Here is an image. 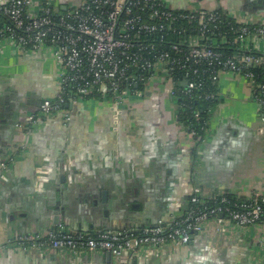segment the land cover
I'll use <instances>...</instances> for the list:
<instances>
[{"label":"crops","instance_id":"1","mask_svg":"<svg viewBox=\"0 0 264 264\" xmlns=\"http://www.w3.org/2000/svg\"><path fill=\"white\" fill-rule=\"evenodd\" d=\"M54 2L63 10L77 5V0ZM172 4L180 9H223L264 22V0H172ZM218 89L221 100L202 143L179 123L178 105L161 80L153 81L142 99H132L120 111L93 93L69 106V121L57 114L29 132L19 126L38 110L39 102L57 95L59 68L50 57H20L4 47L0 264H85L86 260L172 264L184 253L201 256L205 246L215 255L240 244L257 245L255 235L250 234V240L241 231L214 224L195 235L188 248L146 249L134 260L127 255L109 259L107 253L73 256L65 251L23 250L15 244L19 235L46 236L59 224L68 231L89 232L168 223L187 210L197 186L206 194L240 199L264 192V132L252 88L244 79L226 75ZM4 162L7 169L1 166Z\"/></svg>","mask_w":264,"mask_h":264},{"label":"built area","instance_id":"2","mask_svg":"<svg viewBox=\"0 0 264 264\" xmlns=\"http://www.w3.org/2000/svg\"><path fill=\"white\" fill-rule=\"evenodd\" d=\"M217 10L175 8L172 0H77L66 10L54 0H0V51L11 47L20 57H50L59 68L57 95L45 98L19 127L30 132L57 114L69 121V106L93 93L120 111L132 99L144 97L146 91L136 88L155 80L163 81L166 93L175 100L177 74L185 73V93L191 94L202 86L197 79L205 71L199 67L207 64L215 69L214 84L228 75L251 86L264 132V83H258L251 70L264 69V22L230 14L235 23L230 28L231 44L238 52L224 59L214 49L215 31L222 23ZM185 21L195 25L194 33L185 35ZM173 35L178 41L167 39ZM221 40L228 42L226 36ZM217 91L207 98L220 94ZM189 135L193 138L195 132ZM1 166L7 169L9 164ZM228 204L226 194H206L197 186L187 210L168 223L86 233L59 224L46 236L19 235L15 244L23 250L65 251L73 256H133L146 249L187 245L214 224L227 231L253 229L264 254V192H254L236 207Z\"/></svg>","mask_w":264,"mask_h":264},{"label":"trees","instance_id":"3","mask_svg":"<svg viewBox=\"0 0 264 264\" xmlns=\"http://www.w3.org/2000/svg\"><path fill=\"white\" fill-rule=\"evenodd\" d=\"M217 12L220 15V20L222 23L220 24L221 27H219V29L215 31L214 38L217 41L214 49L222 53L224 59H227L238 52V47H235V45L231 44L233 40V32L230 30V28L232 26H235V23L230 18L229 12L223 9H218ZM228 23H231V25L228 26ZM183 26H185L186 30H188L185 35H190L196 31V27L192 28L195 25L190 26L186 21L183 23ZM224 36L228 38L227 43H222L221 37ZM167 39L171 42L178 41L177 35L170 36ZM199 70L205 71L200 76V78L197 79V82L202 83V86L196 88V90L191 94L185 93L186 87L188 85L185 73L177 74L176 82L178 86L176 87L177 97L175 98V101L178 105L177 113L179 123L185 128L187 132H195L193 140L198 143H202L207 138L211 119L221 100V97L220 94H217L213 98H207L208 95H211L213 92H216L218 90V85L214 84L211 79L213 71L215 69L208 66L207 64H203L201 67H199ZM251 70L255 73L257 82L264 83V69L252 68ZM146 88L147 86L141 85L136 88V90L146 91ZM69 97L71 98V96ZM70 98L68 99L69 102ZM196 115L199 116V119ZM226 196L230 200V204H228L230 207H236V204H241L245 201V199L236 198L232 195Z\"/></svg>","mask_w":264,"mask_h":264},{"label":"flooded vegetation","instance_id":"4","mask_svg":"<svg viewBox=\"0 0 264 264\" xmlns=\"http://www.w3.org/2000/svg\"><path fill=\"white\" fill-rule=\"evenodd\" d=\"M146 225H152V224H146ZM193 241L194 239H192L187 245H183V246L167 247L162 250L160 249H147V250L163 251V250H173L178 248L183 249V248H188ZM246 245L248 244H244V245L240 244V249H238L237 246H235V248L233 249H228V250L224 249L223 252L221 251L219 253L217 252L215 255H210L211 253L207 251L208 246H205V248L202 251H200L201 256L191 255L190 257H187V255H185L184 253L179 256L180 259H177V261L172 264H264V254L262 253L259 246L256 245V243L255 244L251 243V245H248L247 247ZM250 246L252 247L251 249H249ZM134 257H137V255H133L131 258L133 259Z\"/></svg>","mask_w":264,"mask_h":264},{"label":"rangeland","instance_id":"5","mask_svg":"<svg viewBox=\"0 0 264 264\" xmlns=\"http://www.w3.org/2000/svg\"><path fill=\"white\" fill-rule=\"evenodd\" d=\"M179 1L182 2V1H185V0H179ZM250 234H251V236L254 235V230L253 229H243L242 230V236H245V235L247 236L248 235V239L251 240L252 238H250ZM237 248L240 249V246L237 245Z\"/></svg>","mask_w":264,"mask_h":264},{"label":"water","instance_id":"6","mask_svg":"<svg viewBox=\"0 0 264 264\" xmlns=\"http://www.w3.org/2000/svg\"><path fill=\"white\" fill-rule=\"evenodd\" d=\"M245 10H250V9H245ZM41 103H42V102H39V106L41 105ZM1 112H2V110H1ZM4 114H5V113H3V115H4ZM107 254H108V258L110 259L112 255H111L110 253H107ZM89 263H90L89 260H86V261H85V264H89Z\"/></svg>","mask_w":264,"mask_h":264}]
</instances>
